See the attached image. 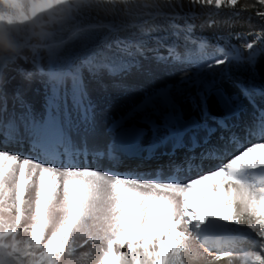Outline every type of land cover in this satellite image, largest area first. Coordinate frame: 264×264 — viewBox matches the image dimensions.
<instances>
[{
  "label": "snow or ice",
  "instance_id": "obj_1",
  "mask_svg": "<svg viewBox=\"0 0 264 264\" xmlns=\"http://www.w3.org/2000/svg\"><path fill=\"white\" fill-rule=\"evenodd\" d=\"M203 5L250 7L0 0V264H264V27L243 55L195 34ZM134 72L179 78L113 119L100 143L89 83ZM34 82L39 111L26 98ZM157 154L167 175L117 168Z\"/></svg>",
  "mask_w": 264,
  "mask_h": 264
},
{
  "label": "rangeland",
  "instance_id": "obj_2",
  "mask_svg": "<svg viewBox=\"0 0 264 264\" xmlns=\"http://www.w3.org/2000/svg\"><path fill=\"white\" fill-rule=\"evenodd\" d=\"M241 52L243 55L248 54V50L241 48ZM145 66H151L155 67L154 63L150 64L149 62H145ZM137 75L141 79L140 81H129L130 76ZM179 78V72L175 77L164 75L163 73H158L155 77H148L141 73H133L131 75H128L127 77H109L107 75L103 76L102 83L104 85H107V87H102L101 84H98L95 81H92L89 83V89L91 91V95L94 100L98 102V121L100 126V137L99 142L104 143L106 140V137L103 136L104 129L111 123L113 119L120 118L121 116H124L127 112L131 110V108L138 104L144 94L146 92H151L152 90L159 88L164 84H170L172 85L177 79ZM122 82L125 86L124 87H113L114 83H120ZM40 88V85L38 83H33L30 88L26 89V98L33 104V106L36 108L37 111L41 109L42 103H43V97L42 92L37 91V89ZM11 100H9V108L11 109ZM185 109L188 112H191L193 116L196 115L194 110L188 107V105H185ZM8 147H10L13 151L18 150H27V144L19 145V144H9ZM168 156H160L157 154V156L152 160H141L140 158H133L126 160L122 165H118L117 168L125 172L127 168H129L128 161H133L136 164L135 170H146L149 169L151 172L154 167L160 166V161H168ZM89 159H92L91 157ZM97 163L104 164L107 166L106 160H98ZM204 168L209 167V162H204L203 165ZM143 173H147L146 171H143ZM168 173V172H167ZM133 172L131 173V175ZM167 175V174H166ZM181 177H187L189 175H195V172H188L187 170H182L180 172ZM241 231H246L245 229H242ZM242 246H247V242L243 240V237L241 238ZM213 255L220 254L218 251L213 250ZM218 263V262H215Z\"/></svg>",
  "mask_w": 264,
  "mask_h": 264
},
{
  "label": "trees",
  "instance_id": "obj_3",
  "mask_svg": "<svg viewBox=\"0 0 264 264\" xmlns=\"http://www.w3.org/2000/svg\"><path fill=\"white\" fill-rule=\"evenodd\" d=\"M243 4L249 5L247 11L241 12L240 15H232V9L221 8L220 14H216L214 6H197V19L193 21L196 24V35L208 37L214 44L220 45L239 44L243 46L247 41L253 40V34L264 27L256 15L258 10L264 11L258 4L251 7L255 0H241ZM187 3V0H185ZM110 19V18H109ZM159 22V21H158ZM167 26L165 25V28ZM164 32H153L151 35H163ZM258 67H264V52L259 56Z\"/></svg>",
  "mask_w": 264,
  "mask_h": 264
},
{
  "label": "bare ground",
  "instance_id": "obj_4",
  "mask_svg": "<svg viewBox=\"0 0 264 264\" xmlns=\"http://www.w3.org/2000/svg\"><path fill=\"white\" fill-rule=\"evenodd\" d=\"M140 79H141V78H140L139 76H137V75H132V76H130L129 81H136V82H138V81H140ZM165 85H169V86H171L170 84H164V85L161 84L160 87H163V86H165ZM158 155H159V154H158ZM160 156H161V155H160ZM163 157H165V156H163ZM166 158H167V160L169 161V157H166ZM168 161H160V160H159V162H160V166H158V167H154L153 169H156L157 172H158V174H159V172H163V173L166 175L167 172L169 171V168H168ZM127 163H128L130 166H129V168H127L126 171H125V172H127V173L124 172V174H125V175H131L132 172H129L128 170H129V169L135 170L134 168H136V164H135V162H133V161H128ZM137 171H139L140 173H143V171H146L147 173H143V174H145V175H151V173H152L149 169H146V170H137ZM213 264H227V261H226V260H224V261H219L218 263L213 262Z\"/></svg>",
  "mask_w": 264,
  "mask_h": 264
}]
</instances>
